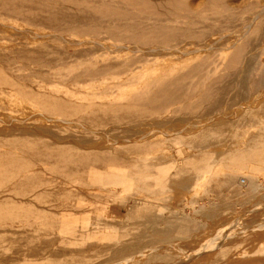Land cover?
<instances>
[{"label": "rangeland", "instance_id": "1", "mask_svg": "<svg viewBox=\"0 0 264 264\" xmlns=\"http://www.w3.org/2000/svg\"><path fill=\"white\" fill-rule=\"evenodd\" d=\"M103 1L0 0V160L7 159L0 161V168L19 160L18 165L24 171L18 173L21 176L17 179L20 186L17 191L9 186L0 192V208L8 205L20 213L16 219L0 218V264H148L154 254L149 255L146 250L157 246L170 252L154 264L175 263L193 252L196 253L184 264H263L264 228L256 230L254 224L250 227L241 225L237 229L239 235L222 247L202 254L198 251L227 225L233 224V218L238 220L239 214L249 211L247 222L254 223L258 212L253 208L264 204V192L259 194L264 186V157H261L264 156V0ZM102 5L108 14H97ZM114 5L115 9H110ZM68 12L73 14L68 15ZM72 15L75 17L70 20ZM66 18L72 25H68ZM106 20L108 23L104 22ZM168 22L169 26H166ZM195 22L198 25H194ZM249 25L251 28L243 40L246 44H236V37H228ZM160 26L170 30L163 33L159 29L158 35L155 32ZM33 31L52 32L54 38L34 40L30 37ZM97 32L103 38L124 34L139 43L151 39L152 44L144 53L148 64H137L134 60L113 64L115 62L102 59L103 49L90 44H66V40L72 39L70 36L75 39L99 35ZM57 33L62 36L56 37ZM140 33L142 40L138 37ZM192 35L209 36V40L218 43L212 44L213 51L186 57L177 55L169 59L170 55L163 52H160L163 56L150 54L152 47H164L167 36L182 41ZM220 39L223 40L218 41ZM185 45L188 46L187 41L184 43L186 50ZM193 45L197 48L198 43ZM193 45L189 47L191 50L195 49ZM197 55H205L212 66H203L191 81L189 78L179 84L158 83L152 80L153 75L149 76L151 72L172 71L177 64L193 62ZM166 64L169 68L164 67ZM142 72L147 76L144 80L139 79ZM217 77L223 81H217ZM216 83L223 86L219 84L218 87ZM24 88L26 92H23ZM13 89H19L22 94L14 93ZM180 89L184 91V102ZM207 92L212 94L211 98ZM52 96L56 99L62 96L68 105H77L84 100L85 105L104 106L106 103V106L111 107V104L112 108L121 111L107 114L109 117L99 115L100 123L97 116H89L90 119L85 115L72 116L67 120L75 122L74 125H66V130L61 132L52 129L53 123L42 116H35L36 111L32 109L40 98H46L47 104H51ZM157 100L165 105L162 107ZM198 100H204V106ZM12 103H16V107ZM48 149L54 150L52 156L45 153ZM103 151L106 155H101ZM33 152L40 156H33ZM58 163L59 172L52 169L59 166ZM215 168L220 169L221 176L212 177ZM167 169L185 173L166 175ZM30 176L34 183L22 185L23 177ZM171 183L179 185L177 192L166 188ZM39 186L44 190L41 187L39 190ZM29 188L34 189L32 193ZM191 189L195 191L186 192ZM10 201L15 206L8 204ZM258 217L260 220L261 216ZM134 250L139 259L123 262L135 255ZM122 252L124 256L121 257Z\"/></svg>", "mask_w": 264, "mask_h": 264}, {"label": "bare ground", "instance_id": "2", "mask_svg": "<svg viewBox=\"0 0 264 264\" xmlns=\"http://www.w3.org/2000/svg\"><path fill=\"white\" fill-rule=\"evenodd\" d=\"M97 2H98V0H96ZM103 1V0H102ZM106 1V0H105ZM88 2H90V1H88ZM93 2H95V0H93ZM104 2V1H103ZM109 2V1H108ZM83 3V2H82ZM100 4V3H99ZM98 4V5H99ZM101 4H102V2H101ZM100 4V5H101ZM111 4V3H110ZM113 4V3H112ZM99 5V6H100ZM104 5V4H103ZM102 5V8L101 9H98V12L99 13H97V14H101V13H103L104 15L105 14H108V13H106V9L104 8V6ZM106 5H107V3H106ZM116 5V4H115ZM114 5V8H110V9H115V7L118 5H116L115 6ZM2 6V5H1ZM5 8H6V6H4ZM9 7V6H8ZM27 7H28V5H27ZM101 7V6H100ZM107 7V6H106ZM111 7H113V6H111ZM45 8V7H44ZM21 9V8H20ZM120 9H122V8H120ZM141 9H143V8H141ZM264 9V8H263ZM11 10V9H10ZM47 10L48 9H46V10H44L46 13H47ZM49 10H51V8L49 9ZM49 10H48V12H49ZM57 10V9H56ZM82 10H83V8H82ZM81 10V11H82ZM85 10V9H84ZM146 10V9H145ZM150 10V9H149ZM43 11V12H44ZM53 11V10H52ZM80 11V12H81ZM105 11V12H104ZM118 11H120V10H118ZM143 12H144V10H142ZM262 11V10H261ZM20 12V11H19ZM44 12V14H46ZM108 12V11H107ZM114 11H112V13H113ZM21 13V12H20ZM26 13V12H25ZM38 13H40V12H38ZM57 13V12H56ZM73 14V12H68V15L69 14ZM84 13V12H83ZM83 13H82V15H83ZM110 14L111 15V17L113 16V14L115 13H113V14ZM149 13V12H148ZM12 14V13H11ZM41 14V13H40ZM43 14V13H42ZM88 14H91V13H89L88 12ZM87 14V15H88ZM116 14H117V12H116ZM122 14V13H121ZM126 13H124L123 15H125ZM130 14V13H129ZM47 16L49 15L48 13L46 14ZM51 15V14H50ZM94 15V14H93ZM115 15V14H114ZM122 15V16H123ZM27 16V15H26ZM90 15H88V18H90L89 17ZM118 16V15H117ZM148 16V15H147ZM258 16V15H257ZM256 16V17H257ZM24 17H25V15H24ZM51 17V16H50ZM72 17V18H71ZM70 18V20H73V18L75 17V15L73 16H71ZM91 17H93L94 18V16H91ZM106 17V16H105ZM111 17L109 18V19H111ZM116 16H114V19H116L115 18ZM54 18V17H53ZM52 18V19H53ZM58 18V17H57ZM56 18V20H58ZM63 18H65V17H63ZM87 18V17H86ZM118 18V20H119V17H117ZM45 19V18H44ZM52 19H50L49 18V20H51V21H53ZM66 19H68L67 21L69 22V18H66ZM65 19V20H66ZM105 19H107L108 20V18L106 17ZM104 19V20H105ZM160 19H163V18H160ZM160 19L158 20V21H160ZM254 19V18H253ZM46 20V19H45ZM48 20V19H47ZM62 19L60 18V21H61ZM77 20H78V17H77V19H76V21L74 22V23H76L77 22ZM104 21V22H106V23H108V21ZM112 20V19H111ZM117 20V21H118ZM153 20V19H152ZM151 20V21H152ZM173 20V19H172ZM174 20H175V17H174ZM218 20L219 19H217V23H218ZM221 20V19H220ZM55 21V20H54ZM93 21H95V20H93ZM113 21V20H112ZM116 21V22H117ZM149 21H150V18H149ZM164 21V20H163ZM163 21H161V23H160V25H162L163 23ZM166 21V20H165ZM215 21V20H214ZM223 21V20H222ZM253 21V20H252ZM251 21V22H252ZM114 22V21H113ZM215 22V23H216ZM224 22V21H223ZM222 22V23H223ZM57 23V22H56ZM70 23V22H69ZM165 23V22H164ZM167 23V22H166ZM170 23H172L171 21H170ZM200 23H202V22H200ZM199 23V24H200ZM222 23H219V24H222ZM53 24L55 25V23L53 22ZM58 24V23H57ZM112 24V23H111ZM137 24V23H136ZM193 24V23H192ZM207 24H209V23H207ZM228 24V26H229V24H230V22L229 23H227ZM236 24V23H235ZM67 25V24H66ZM68 25H72V23H70V24H68ZM176 25V24H175ZM189 25V27L191 26L190 24H188ZM194 25H198V24H196V22H195V24ZM212 25H214V24H212ZM53 26V25H52ZM52 26H50V30H52V32H54L53 31V28L51 29V27ZM65 26V25H64ZM110 26V25H109ZM109 26H107V27H109ZM114 26V25H113ZM143 26V25H142ZM144 26H146V25H144ZM156 26H158V24L156 23ZM166 26H169V22H168V25H166ZM215 26H216V24H215ZM57 27V26H56ZM62 28H63V24H62V26H61ZM66 27V26H65ZM188 27V28H189ZM208 27V26H207ZM111 28H113L112 26H111ZM116 28H120L119 26L117 27V25H116ZM129 28V27H128ZM151 28V27H150ZM153 28H154V26H153ZM171 28H172V25H171ZM219 28H221L222 29V27H219ZM249 28H251L250 27V25L249 26H244L241 30H238V31H236V32H234V33H231V34H229L228 35V37H236V39H237V41H236V44H246L247 43V41H244L243 42V40L246 38V36H247V34H248V30H249ZM56 29V28H55ZM57 29H58V27H57ZM64 29V28H63ZM148 29V28H147ZM152 29V28H151ZM159 29H161L162 30V32L164 33V30L165 31H167V30H170L169 28H167V27H165V26H160L159 28H158V30L155 32V30L153 31L152 30V32L154 33H157L158 34V31H159ZM182 29V28H181ZM211 29H213V28H211ZM215 29V28H214ZM231 29V28H230ZM229 28H228V30H230ZM44 30V29H43ZM49 30V31H50ZM64 30H66V29H64ZM75 30V29H74ZM106 30V29H105ZM141 30V29H140ZM139 30V31H140ZM144 30V29H143ZM150 30V29H149ZM192 30V29H191ZM232 30V29H231ZM58 31V30H57ZM81 31V30H80ZM89 31V30H88ZM96 31V30H95ZM107 31H109L110 32V30L108 29ZM107 31H106V33H107ZM130 31V30H129ZM151 31V30H150ZM209 31V30H208ZM212 31V30H211ZM225 31H226V29H225ZM45 32H46V30H45ZM48 32V31H47ZM52 32H50V33H42V32H36V31H33V32H31V34H30V37H32V39H41V38H44V37H48V36H52L53 37V35H51V33ZM84 32V31H83ZM92 32L93 31H91V34H92ZM105 32V31H104ZM118 32V31H117ZM123 32V31H122ZM142 32H144L145 33V31H141V33ZM152 32H150V33H152ZM160 32V31H159ZM214 32H216V30H214ZM95 33V32H94ZM97 33H99V32H97ZM106 33H104V35L106 36V35H109V33L108 34H106ZM112 33V32H111ZM141 33H140V36H138L139 37V39L141 38V40H142V38L143 37H141L142 35H141ZM154 33V34H155ZM161 33V32H160ZM159 33V34H160ZM211 33H213V32H210V35H211ZM56 34V32L54 33V35ZM146 34H148V31H146ZM158 34V35H159ZM60 35V34H59ZM58 35V33H57V35H56V37L57 36H59ZM102 34H100L99 33V35L98 34H96V35H93V36H87L86 35V37H81V38H78V37H75V39H74V36H70V37H72V39H68V38H66V39H68V40H66V44H68V45H71V46H79V45H86V46H88L89 44L90 45H92L93 47H98V48H100V49H103L104 50V54L102 55V59L104 60V61H110V62H115V63H113V64H116V62L118 63V62H124V61H127V62H129V61H132V60H134V61H136L137 62V64H138V62H140V63H143V62H145V63H147L148 64V60H146L145 58H144V53H146L147 52V50H148V47H149V45H151L150 44V40L151 39H148L149 40V44H147L148 43V40H147V42L145 41L144 43H139V39H138V37H137V41L138 42H136L135 40H134V38L133 37H131V36H109V37H107V38H103L102 36H101ZM116 35V34H115ZM120 35V34H119ZM213 35H214V33H213ZM62 35H60L59 37H61ZM179 36H181L180 34H179ZM212 36V35H211ZM146 37V36H145ZM156 37V39H158V37L157 36H154V38ZM161 37V36H160ZM171 36H167V37H165L164 38V47L162 46V47H160V48H153L152 47V53H150V54H158L159 56H163V55H161V53L163 52V53H166L167 55L169 54L170 56H169V59H173V58H175V56L177 57V55H179V56H183V57H186V56H190V55H195V54H200V53H202L203 51H206V50H209V51H213V48H212V44H216V43H218L217 41H215V40H209V36H204V37H202V38H198V37H196L195 35H192L189 39H184V40H176V38H175V40L173 39V38H170ZM49 38V37H48ZM54 38V37H53ZM208 38V39H207ZM153 39V38H152ZM248 39V38H247ZM106 40H109V41H111V42H109V41H106ZM162 40V39H161ZM223 39H220V40H218V41H222ZM246 40V39H245ZM62 41H64V39H62ZM176 41H179V42H176ZM186 41L188 42V46H186V47H188V48H186V50H185V47H184V43H186ZM174 42H176V43H174ZM156 43H157V40H156ZM156 43H153V44H156ZM171 43H173L172 45H171ZM193 43H198V46H197V48H195L194 47V45H193ZM88 44V45H87ZM183 44V45H182ZM94 45H96V46H94ZM158 46H161V43H160V45L159 44H157ZM156 45V46H157ZM193 45V47L192 48H195V49H190L191 47L190 46H192ZM153 46V45H152ZM155 46V45H154ZM233 46V45H232ZM93 47H91V48H93ZM131 47V48H130ZM146 47H147V49H146ZM190 47V48H189ZM133 48V49H132ZM150 48H151V46H150ZM215 48V47H214ZM219 49V48H218ZM226 50H228V48H225ZM92 51H94V49L93 50H89L88 52H92ZM150 51V50H149ZM99 52V51H98ZM161 52V53H160ZM93 53H95V52H93ZM78 54V53H77ZM76 54V55H77ZM156 54L154 55V56H156ZM165 54V55H166ZM75 55V56H76ZM79 55V54H78ZM81 55V54H80ZM80 55L78 56V57H80ZM147 55V54H146ZM145 55V56H146ZM166 55V56H167ZM253 55V54H252ZM94 56V55H93ZM151 56H153V55H151ZM178 56V57H179ZM181 56V57H182ZM198 57L197 58H194V59H196L195 61H193V62H183V63H180V64H177L176 66H175V68L172 70V71H164V72H156V73H152L151 72V74L149 75V76H152V77H154L152 80L154 81V82H158V83H180V82H183L184 80H186V79H189L190 78V81H191V78H194V77H196L199 73H200V70L201 69H203L202 67L203 66H207L208 67V65H210V66H212V62L210 61V59H208V58H205L204 56H201V55H197ZM77 57V56H76ZM96 57V56H95ZM98 57V56H97ZM92 58H94V57H92ZM150 58V57H149ZM188 58V57H187ZM190 58V57H189ZM179 59V58H178ZM184 59V58H183ZM92 59H90V61L89 62H92L91 61ZM99 60V59H98ZM247 60V59H246ZM147 61V62H146ZM179 61H180V59H179ZM183 61V60H182ZM263 61H264V59H263ZM96 62H99V61H96ZM96 62H94V63H96ZM108 62H107V66H108ZM134 63V62H133ZM132 63V64H133ZM166 63H168V62H166ZM93 64V63H92ZM92 64H89V65H91L92 66ZM135 64V63H134ZM147 64H146V66H147ZM170 64V63H169ZM173 64V63H172ZM231 64H233V63H231ZM154 65H156V64H154ZM158 65V64H157ZM167 65V64H166ZM164 65V67H168L169 68V65ZM159 66H161V65H159ZM171 66H173V65H171ZM126 67V66H125ZM155 68V67H154ZM157 68V67H156ZM209 68V67H208ZM91 69V68H90ZM94 69V68H93ZM128 69V68H127ZM232 69V68H231ZM92 70V69H91ZM95 70V69H94ZM110 70H111V68H110ZM208 70H210V69H208ZM132 72V71H131ZM215 72V71H214ZM90 73H92V72H90ZM148 73V72H147ZM146 73V74H147ZM142 74V75H141ZM140 74V80H144L147 76L146 75H143V72ZM134 75H135V73H134ZM138 75V74H137ZM136 75V76H137ZM155 75V76H154ZM210 75V74H209ZM135 76V77H136ZM221 76V75H220ZM224 76V75H223ZM4 77V76H3ZM227 77V76H226ZM229 77V76H228ZM137 78V77H136ZM201 78V77H200ZM139 79H137V80H139ZM151 79V78H150ZM249 79V78H248ZM134 80H136L135 78H134ZM202 80V79H201ZM217 81H223L222 80V78H220V77H217V79H216ZM227 80V79H226ZM149 81V80H148ZM239 81V80H238ZM12 82V81H11ZM150 82V81H149ZM152 82V81H151ZM198 82V81H197ZM3 83V82H2ZM187 83H189V82H187ZM186 83V84H187ZM192 83V82H191ZM196 83V82H195ZM220 83H222V82H220ZM220 83H216V84H218V87H219V84ZM13 84V83H12ZM11 84V85H12ZM185 84V85H186ZM215 84V85H216ZM198 85V84H197ZM196 85V86H197ZM210 85V84H209ZM215 85H213V86H215ZM220 85H222V84H220ZM174 86H177V85H174ZM188 86V85H187ZM192 86V85H191ZM194 86L195 85H193V87L192 88H194ZM223 86V85H222ZM178 87H180V86H178ZM212 87V86H211ZM10 88V87H9ZM28 88V87H27ZM171 88V87H170ZM180 88H182V86L180 87ZM190 90L192 89V88H190V86L188 87ZM188 88H183L184 90L185 89H187L188 90ZM220 88H222V87H220ZM25 89L26 88H24V91L23 92H26L27 91V89H26V91H25ZM165 89V88H164ZM163 89V90H164ZM4 90H6V89H4ZM30 90H32V89H30ZM29 89H28V91H30ZM43 90V89H42ZM151 90V89H150ZM152 90H154V87H153V89ZM167 90H169V89H167ZM8 92H9V90H7ZM179 91V90H178ZM181 91H183L182 89H180V92ZM205 91H207V90H205ZM211 91V90H210ZM257 91V90H256ZM10 92H11V90H10ZM13 92L14 93H19L20 95L22 94V92L18 89V90H15V89H13ZM34 92H36V91H34L33 90V93ZM168 92V91H167ZM180 92H179V94H180ZM37 93H39L40 94V92H38L37 91ZM42 93H46V92H42ZM41 93V94H42ZM182 93V92H181ZM188 93V92H187ZM208 93V96L211 98V96H212V94L211 95H209V92H207ZM256 93V92H255ZM35 94V93H34ZM52 94H54V93H52ZM83 94H84V92H83ZM87 94V93H86ZM90 94V93H89ZM102 94V93H101ZM100 94V96H102ZM135 94V93H134ZM164 94H166V93H164ZM183 94H184V91H183V93L182 94H180L181 95V97H182V101L184 102L185 100V98H183L184 96H183ZM186 94V93H185ZM13 95H15V94H13ZM59 95V94H58ZM85 95V94H84ZM92 95V94H91ZM131 95H132V93H131ZM0 96H1V94H0ZM99 96V97H100ZM126 96H128V95H126ZM204 96V95H203ZM207 96V97H208ZM54 97V99H52V103L51 104H47V101H46V98H40L37 102L35 101V105H34V107L35 108H32V109H34V111H36V114H34L35 116H42L43 118H45L48 122H51V123H53L52 124V129H60L61 130V132H63L64 131V129L66 130V125H68L67 127H71V126H73L74 125V123L73 122H71V121H68L67 119L68 118H70V117H72V116H81V115H85V116H88V118L87 119H90L89 118V116H92V117H94V116H97V118L99 117V123H100V119H101V117L99 116V115H103V116H105V115H107V114H111V115H113V114H118L119 113V111H121L120 109L118 110V109H114V108H112V105L110 104V106L111 107H109V106H106V103L104 104V106H98V105H85L84 104V100L82 101V99L80 100V101H82V102H80V104H77V105H68L67 103H66V99H62L63 97L62 96H59L60 98L59 99H56V97L55 96H52V98ZM98 97V96H97ZM176 96H174V98H175ZM177 97H179V96H177ZM197 97V96H196ZM200 97V96H199ZM209 97L207 98L208 100H209ZM254 97V96H253ZM253 97H252V99H253ZM58 98V97H57ZM80 98V97H79ZM75 99V98H74ZM162 99H164V98H162ZM178 99V98H177ZM179 99H180V97H179ZM198 98H196V100H197ZM206 99V100H207ZM239 99V98H238ZM12 101H13V98L11 99ZM93 100V99H92ZM95 100H97V99H95ZM99 100V99H98ZM143 100V99H142ZM141 100V101H142ZM172 100V99H171ZM251 100V99H250ZM260 100V99H259ZM259 100H257V101H259ZM70 101V100H69ZM76 101V100H75ZM78 101V100H77ZM76 101V102H77ZM182 101H180V102H182ZM198 101H200V100H198ZM203 102H204V100H202ZM210 101V100H209ZM209 101H207V102H209ZM213 101V100H212ZM6 102V101H5ZM62 102H64V103H66V105H64V106H62L60 103H62ZM138 102H139V100H138ZM155 102V101H154ZM176 102L178 103V101L176 100ZM201 102V101H200ZM199 102V103H200ZM203 102H201V104L203 103ZM217 102V101H216ZM73 103H75V102H73ZM83 103V104H82ZM137 103V102H136ZM156 103H158V100H157V102ZM164 104L163 105H165V102H163ZM169 103V102H168ZM170 103H172V104H174V102H170ZM195 103V102H194ZM197 103V102H196ZM206 103V102H205ZM12 104H14V106H15V104L16 103H12ZM88 104V103H87ZM96 104V103H95ZM99 104H102V103H99ZM138 104V103H137ZM159 105H162V102H160V103H158ZM171 104V105H172ZM209 104V103H208ZM103 105V104H102ZM114 105V104H113ZM118 105H119V103H118ZM158 105V106H159ZM163 105H162V107H163ZM197 105V104H196ZM195 105V106H196ZM258 105V104H257ZM13 106V107H14ZM33 106V105H32ZM191 106V105H190ZM194 106V107H195ZM200 106V105H199ZM198 106V107H199ZM203 106H204V103H203ZM16 107V106H15ZM117 107V106H116ZM128 107V106H127ZM161 107V108H162ZM192 107V106H191ZM197 107V108H198ZM209 107V106H208ZM241 106H239V108H240ZM243 107V106H242ZM248 107H250V106H248ZM31 108V107H30ZM235 107H233V109H234ZM238 107H236V109H237ZM238 108V109H239ZM245 108V107H244ZM172 109V108H171ZM182 109V108H181ZM191 109V108H190ZM237 109V110H238ZM241 109V108H240ZM124 110V109H123ZM179 111H178V113L180 112V108L178 109ZM194 110V109H193ZM182 111H183V109H182ZM198 111V110H197ZM205 111V110H204ZM184 112V111H183ZM189 112V111H188ZM193 112V111H192ZM135 113V112H134ZM137 113V112H136ZM140 113V112H139ZM142 113V112H141ZM195 113H196V111H195ZM146 114V113H145ZM208 114V113H207ZM33 115V116H34ZM135 115V114H134ZM143 115H144V113H143ZM201 115V114H200ZM124 116H125V114H124ZM105 117H109V115H107V116H105ZM113 117H115V116H113ZM138 117V116H137ZM139 117H142V116H140L139 115ZM169 117H170V115H169ZM104 118V117H103ZM102 118V119H103ZM81 119V118H80ZM115 119H117V117H115ZM124 119H126V118H124ZM144 119V118H143ZM142 119V120H143ZM92 120H94V118L92 119ZM104 120H105V118H104ZM140 120V119H139ZM46 121V122H47ZM95 121H96V119H95ZM106 121V120H105ZM104 121V122H105ZM108 122H109V120H107ZM112 121V119L110 120V122ZM141 121V120H140ZM45 122V121H44ZM97 122V121H96ZM107 122V123H108ZM114 122V121H113ZM116 122V121H115ZM203 123L205 122V121H202ZM78 123V122H77ZM92 123H93V121H92ZM95 123V122H94ZM99 123H95V124H99ZM141 123V122H140ZM201 123V122H200ZM262 123H264V122H262ZM101 124H103V121H102V123ZM7 125V124H6ZM82 124H80V126H81ZM105 125V124H104ZM201 126H203L202 124H200ZM200 125H198V126H200ZM206 125V124H205ZM9 126V125H8ZM78 126V125H77ZM98 126V125H97ZM106 126V125H105ZM198 126H197V128H198ZM200 126V127H201ZM81 127H83V125L81 126ZM94 127V126H93ZM96 127V126H95ZM203 127H205V126H203ZM202 127V128H203ZM98 128V127H97ZM194 128V127H193ZM196 128V127H195ZM184 130H185V128H184ZM154 131H152V134H154L153 133ZM151 133V132H150ZM155 133H157L156 131H155ZM168 133V132H167ZM166 133V134H167ZM144 135V134H143ZM14 136H16V134L14 135ZM20 136V135H19ZM27 136V135H26ZM149 136H150V134H149ZM169 136V135H168ZM28 137V136H27ZM26 137V138H27ZM32 136H30V138H31ZM144 137H146V136H144ZM5 138V137H4ZM202 138V137H201ZM32 139V138H31ZM120 139V138H119ZM143 139V138H142ZM206 139V138H205ZM38 140H41V139H39L38 138ZM38 140H36V139H33V141L34 142H36V143H38L39 141ZM124 140H127V139H124ZM109 141V140H108ZM108 141H107V144H108ZM121 141H123V139L121 140ZM121 141H120V143H121ZM128 141H129V139H128ZM139 141H141V139L139 140ZM144 141V140H143ZM125 142H127V141H125ZM130 142V141H129ZM133 142V141H132ZM23 143V142H22ZM114 143H118V141L116 142H114ZM134 143V142H133ZM137 143V142H136ZM9 144V143H8ZM46 144V143H45ZM111 143H109V145H110ZM16 145V144H15ZM24 145H27L26 147H28V144H24ZM47 145H50V144H46V146ZM112 145H114L113 144V140H112ZM9 146V145H8ZM19 146V145H18ZM40 146V145H39ZM43 146H45L44 145V142H43ZM53 146V145H52ZM57 146V145H56ZM59 146V145H58ZM13 147V146H12ZM11 147V148H12ZM17 148V147H16ZM19 148V147H18ZM17 148V149H18ZM35 148V150L38 148H36V146L34 147ZM34 148H32V149H34ZM13 149H14V147H13ZM20 149V148H19ZM54 149V148H53ZM49 150L48 152H45V153H47V155L48 156H52V152H54V150ZM22 150V149H21ZM29 150V149H28ZM31 150V149H30ZM29 150V151H30ZM18 151H20V150H18ZM24 151H26V148H25V150ZM33 151V150H32ZM37 151V150H36ZM51 151V152H50ZM127 151V150H126ZM129 151V150H128ZM128 151H127V153H128ZM35 152V151H34ZM33 152V153H34ZM41 152H43V150L42 151H40V154H41ZM121 152V151H120ZM123 152V151H122ZM27 153V152H26ZM38 153V152H37ZM5 154V153H4ZM3 154V155H4ZM13 154H14V152H13ZM29 154V153H28ZM44 154V153H43ZM2 155V154H1ZM2 155V156H3ZM6 155V154H5ZM16 155V153L14 154V156ZM33 156L34 155H36L35 153L34 154H32ZM101 155H106V153L104 154V151H103V153L101 154ZM36 156H38V155H36ZM40 156V155H39ZM38 156V157H39ZM107 156H108V154H107ZM56 157V156H55ZM54 157V158H55ZM111 157V156H110ZM260 157V156H259ZM261 157H264L263 155L261 156ZM41 158V157H40ZM40 158H37L38 160L40 159ZM92 158V157H91ZM3 158H1V160H2ZM6 158H4V160H5ZM12 159H14V158H12ZM20 159V158H19ZM62 159V158H61ZM86 160H87V158H85ZM100 159V158H99ZM102 159H103V157H102ZM105 159H108V158H105ZM104 159V160H105ZM110 159V158H109ZM113 158H111V160H112ZM0 160V161H1ZM4 160H2V162H4ZM7 160V159H6ZM17 160V159H16ZM15 160V161H16ZM21 160V159H20ZM41 160H43V159H41ZM80 160V159H79ZM103 160V161H104ZM9 161H10V159H9ZM19 163H21V161H19V160H17ZM40 161V160H39ZM60 161V160H59ZM8 162V161H7ZM18 162H14V161H12V162H10L9 164H8V166H7V164H6V166L4 165V166H2L3 168L1 169L0 168V192L4 189V190H6L7 188L6 187H13V190H14V192L15 191H17V189H18V183H17V179H19L18 177H20L21 175H19V174H23V172H22V166H20V165H18ZM40 162H42V161H40ZM43 162H44V160H43ZM46 163H48V162H46ZM53 163V162H52ZM77 163V162H76ZM86 163H88V162H86ZM90 163V162H89ZM28 164V163H27ZM48 164H50V163H48ZM54 164V163H53ZM30 165V164H29ZM29 165H27V166H29ZM58 165H59V163H58ZM71 165H73V164H71ZM52 166V165H51ZM53 167V166H52ZM25 168V167H24ZM59 169V168H61L60 167V165L59 166H57V167H55V168H52V169ZM57 169V170H58ZM66 169V168H65ZM61 170V169H60ZM58 172H59V170H58ZM19 173V174H18ZM61 173V172H60ZM26 174V173H25ZM32 175V174H31ZM233 179H234V177H233ZM32 182H33V177L32 176H30V177H23V181H21V184L22 185H24V186H28L29 184V186H31V184H32ZM262 182V181H261ZM34 183V182H33ZM38 183V182H37ZM158 183V182H157ZM160 183V182H159ZM164 183V182H163ZM40 184H42V183H40ZM39 184V185H40ZM165 184V183H164ZM172 184H174V183H172ZM172 184H170V185H172ZM263 184V183H262ZM21 185V186H22ZM46 185V184H45ZM47 186V185H46ZM20 187V186H19ZM40 187L41 186H39V190H41L42 188H43V190H44V187L42 186L41 187V189H40ZM176 187V186H175ZM6 188V189H5ZM33 188V187H32ZM9 189H11V188H9ZM8 189V190H9ZM21 189H23V188H21ZM34 189L36 190V185H35V187H34ZM33 189V190H34ZM30 192L31 191H33L31 188H29L28 189ZM38 190V191H39ZM19 191V190H18ZM159 191V190H158ZM158 191H156V192H158ZM163 191V190H162ZM47 192V191H46ZM164 192V191H163ZM175 192H177V191H175ZM32 193V192H31ZM31 193H29V194H31ZM39 193V192H38ZM26 193H23V195H25ZM36 194H37V192H36ZM40 194V193H39ZM262 194V193H261ZM35 194H33V196H34ZM46 195V194H45ZM48 195V194H47ZM35 197H37L38 198V196L36 195ZM39 197H42V196H39ZM48 197H49V195H48ZM7 201V200H6ZM9 201V200H8ZM12 201V200H11ZM8 202V204L10 203V205L12 204H14V202L12 203V202ZM42 202V201H41ZM2 203V202H1ZM7 203V202H6ZM6 205V204H5ZM14 206H15V204H14ZM17 206V205H16ZM262 208L264 209V207L262 206ZM26 209V208H25ZM25 209H23V210H25ZM254 209V208H253ZM263 209H261L260 208V210H261V212L263 211ZM254 211V210H253ZM257 210H255V212H256ZM27 212V211H26ZM249 212V211H248ZM247 211H246V213H248ZM258 212V211H257ZM260 212V213H261ZM19 213V212H18ZM18 213L16 212V211H14V210H12L11 208H8V205L7 206H3V208L1 209L0 208V218H4V217H6L8 220L9 219H16L17 218V216H18ZM27 213H30V212H27ZM20 214V213H19ZM245 214V213H244ZM250 214V213H249ZM28 215V214H27ZM252 215V213L250 214V216ZM264 215V214H263ZM22 216H25V215H22ZM249 216V215H248ZM260 216H261V214H260ZM239 217H241V216H239ZM246 217V216H245ZM40 218V217H39ZM248 218H251V217H248ZM254 218V217H253ZM258 218H260V217H258ZM19 219H21V217L19 218ZM238 219V218H237ZM244 219H246L245 221L244 220H242V221H236V222H234V220H236V219H234L233 218V224H231V225H227V227L226 228H224L225 230H223L222 232H220V233H218L214 238H212V237H210V239L212 238V241L209 243L208 241V243H206V245L203 247V248H201L198 252L199 253H205V252H207V251H210V250H214V249H217L218 247H222V244H225V243H229L230 241L232 242V238L233 237H235V236H238L239 235V231L237 232V229L241 226V225H243V224H246V225H248V227H250V225H253V224H255V222L254 223H252V222H247V221H249V219L247 220V218H244ZM257 219V216H256V218H254V220H256ZM28 220V219H27ZM258 220V219H257ZM251 221H252V218H251ZM263 221V220H262ZM257 223V222H256ZM230 224V223H229ZM263 224V223H262ZM259 225V224H258ZM254 226V225H253ZM247 227V226H246ZM258 227V226H257ZM262 227V226H261ZM166 228H168V227H166ZM243 228V227H242ZM255 228V227H254ZM215 229V228H214ZM221 229V228H220ZM219 229V230H220ZM246 229V228H245ZM257 229V228H256ZM262 229V228H261ZM236 230V231H235ZM243 231H245L244 229H243ZM242 231V232H243ZM244 233V232H243ZM247 233H249V232H247ZM246 234V233H245ZM244 234V235H245ZM240 237V236H239ZM241 238V237H240ZM234 239V238H233ZM209 240V239H208ZM148 242V241H147ZM179 243V242H178ZM176 244V243H175ZM3 245V244H2ZM151 245V244H150ZM168 245H170V244H168ZM175 246H178V245H175ZM165 247H167L166 245H165ZM169 247V246H168ZM171 247V246H170ZM184 247V246H183ZM130 249V248H129ZM141 249V251L143 250L142 248H140ZM145 249V248H144ZM187 249V248H186ZM137 250V249H136ZM116 251H117V249H116ZM126 251V254L128 253L127 252V250H125ZM130 251V250H129ZM135 251V250H134ZM133 251V252H134ZM179 251H180V248H179ZM112 252V251H111ZM114 252H115V249H114ZM124 252V251H123ZM122 252V255H121V257L122 256H124L123 253ZM133 252H131V254L130 255H132V253ZM146 252H147V254L148 253H150L149 255H151V254H154V255H152V257H151V260H150V262H148V264H154L153 262H160V261H162L163 259H164V254H168L169 255V252H170V250H163V248H161V246L160 247H153V248H149L148 250H146ZM181 252H182V250H181ZM180 252V253H181ZM193 252V251H192ZM197 252V253H198ZM119 253V252H118ZM135 253V255L137 254L136 253V251L134 252ZM139 253V252H138ZM145 253V252H144ZM143 253V254H144ZM190 253V252H189ZM196 252H193V253H190V255L189 256H187L188 258H186L185 256H183V257H185V259H182V260H180V261H178V262H175V263H171V264H184V262H186V260L187 259H189L190 258V256H192L193 254H195ZM125 254V255H126ZM182 254H183V252H182ZM187 254V253H186ZM110 255H112V253H110ZM117 255V254H116ZM134 254H133V256L131 257V258H129L128 257V255H127V257H128V259H126V260H123V262H132V261H136L137 259H139L138 257H137V255L135 256ZM146 255V254H145ZM164 255V256H163ZM199 255V254H198ZM111 257V256H110ZM114 257V256H113ZM166 257V256H165ZM178 257V256H177ZM201 257V256H200ZM148 258H149V256H148ZM172 258V257H171ZM171 258H169V259H171ZM106 259V258H105ZM112 259V258H111ZM61 260H63V259H61ZM69 260V259H68ZM70 260H72V259H70ZM74 261V260H73ZM105 262H106V260H104ZM110 261V260H109ZM122 261V260H121ZM120 261V262H121ZM190 261H192V260H190ZM189 261V262H190ZM33 262V261H32ZM57 262V261H56ZM60 262V261H59ZM78 262V261H77ZM158 262V263H159ZM21 263V262H20ZM24 262H22L21 264H23ZM61 263V262H60ZM65 263V262H64ZM81 263V262H80ZM111 263H113V262H111ZM118 263V262H117ZM157 263V264H158ZM170 263V262H169ZM14 264V263H13ZM70 264V263H69ZM74 264V263H73ZM82 264V263H81ZM108 264V263H107ZM125 264V263H124ZM136 264H138V262L136 263ZM164 264V263H163ZM261 264V263H260ZM264 264V263H263Z\"/></svg>", "mask_w": 264, "mask_h": 264}, {"label": "crops", "instance_id": "3", "mask_svg": "<svg viewBox=\"0 0 264 264\" xmlns=\"http://www.w3.org/2000/svg\"><path fill=\"white\" fill-rule=\"evenodd\" d=\"M183 173H185L184 171H179V170H169V169H167V171H166V175H170V174H173V175H175V176H179V175H182ZM190 174H193V173H190ZM211 174H212V177L213 176H221V173H220V169L219 168H215V169H213L212 170V172H211ZM172 184V183H171ZM176 186V187H175ZM178 184L177 183H175V184H172V185H168V187H166L168 190H170L171 189V191H172V189H173V191L175 190H178ZM184 186V185H183ZM182 186V187H183ZM185 188L187 187L186 185L184 186ZM189 187V186H188ZM262 189L261 190H259V194H261V193H263L264 192V186H262L261 187ZM182 191V190H181ZM180 191V192H181ZM193 192V191H195L194 189L192 190H189V191H186V192ZM260 191H261V193H260ZM180 194H182V193H180ZM196 197H198V196H196ZM160 205V204H159ZM161 206V205H160ZM262 206L264 207V204H261L260 206H257V207H254V209L255 210H257L258 211V213H257V217L258 216H260L259 214H261V219L259 220L258 218V220L256 219V221H255V224H254V227H255V229L257 228V229H259V227H261L262 229L264 228V209L262 208ZM260 208L261 209H263V211L261 212V210H260ZM261 212V213H260ZM245 213V214H244ZM244 213H242V214H239V216H241V217H239V218H241V219H239L238 218V220H235L234 222H236V221H242V220H246V219H244V218H247V216H248V214L246 213V212H244ZM246 216V217H245ZM263 220V221H262ZM257 222V223H256ZM263 223V224H262ZM259 224V225H258ZM258 226V227H257ZM256 229V230H257Z\"/></svg>", "mask_w": 264, "mask_h": 264}]
</instances>
